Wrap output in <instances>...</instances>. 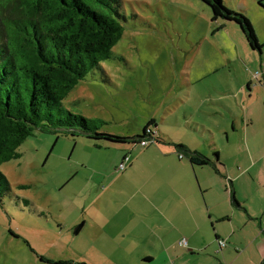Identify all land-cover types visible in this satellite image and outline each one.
Segmentation results:
<instances>
[{"label":"rangeland","instance_id":"1","mask_svg":"<svg viewBox=\"0 0 264 264\" xmlns=\"http://www.w3.org/2000/svg\"><path fill=\"white\" fill-rule=\"evenodd\" d=\"M121 2L124 31L111 56L89 71L61 105L101 119L100 130L110 134H141L153 118L164 138L170 135L175 143L195 139L203 146L214 142L219 149L226 139L220 130H232L227 108L236 107L228 92L247 78L256 83L253 74L264 72V7L257 0H223L250 20L263 45L259 52L248 46L238 25L212 20L201 0ZM257 97L264 112V93ZM169 120L181 126L167 125ZM186 121L203 123L212 137L200 139L187 130ZM57 135L37 130L18 147L19 158L0 165L10 184V195L0 197V264H51L39 255L63 256L57 245L64 241L69 249L67 234L73 230L60 234L58 224L86 212L81 206L96 192L86 187L90 169L95 179L108 168L120 170L122 155L131 157L141 146L135 144L131 153L130 143L101 142L96 148L85 136Z\"/></svg>","mask_w":264,"mask_h":264},{"label":"crops","instance_id":"2","mask_svg":"<svg viewBox=\"0 0 264 264\" xmlns=\"http://www.w3.org/2000/svg\"><path fill=\"white\" fill-rule=\"evenodd\" d=\"M253 75L258 85L247 78L228 92L236 107H226L232 130H220L226 139L219 149L214 142L178 141L211 164L190 163L173 146L174 138L156 129L161 142L139 145L131 157L123 154V169L108 168L95 179L91 168L86 187L96 192L81 206L86 212L58 224L60 234L73 230L67 234L70 248L60 241L63 256L48 259L70 261L66 264H264V112L256 99L264 93V72ZM166 124L181 126L179 120ZM185 126L200 139L212 137L203 123L186 121ZM128 148L133 153L136 146Z\"/></svg>","mask_w":264,"mask_h":264},{"label":"trees","instance_id":"3","mask_svg":"<svg viewBox=\"0 0 264 264\" xmlns=\"http://www.w3.org/2000/svg\"><path fill=\"white\" fill-rule=\"evenodd\" d=\"M201 1L210 8L212 20L238 25L248 46L261 52L263 45L242 12L236 13L223 0ZM258 4L264 7V0ZM123 20L121 0H0V165L19 158L18 147L37 130L56 133V139L59 132L82 135L97 148L101 142H161L153 118L141 134L118 136L101 131V119L72 113L61 105L89 71L111 56L123 34ZM173 146L192 164L212 163L181 143ZM3 195H10V184L0 170ZM39 259L51 264L70 262L42 255Z\"/></svg>","mask_w":264,"mask_h":264},{"label":"built area","instance_id":"4","mask_svg":"<svg viewBox=\"0 0 264 264\" xmlns=\"http://www.w3.org/2000/svg\"><path fill=\"white\" fill-rule=\"evenodd\" d=\"M148 143H149V142H148L147 139H143V140L140 141V144H139V145H141V146H146V145H148ZM180 156H181V155H180ZM120 168L123 169V168H124V165H123V164H120ZM181 242H182V243H185V240L182 239ZM220 244L223 245L224 242H223V241H220Z\"/></svg>","mask_w":264,"mask_h":264}]
</instances>
